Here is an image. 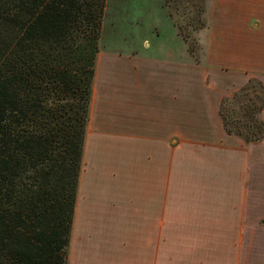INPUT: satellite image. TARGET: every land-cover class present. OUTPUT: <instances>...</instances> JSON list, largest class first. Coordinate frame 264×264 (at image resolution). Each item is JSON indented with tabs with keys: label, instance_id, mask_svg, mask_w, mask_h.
<instances>
[{
	"label": "crops",
	"instance_id": "crops-1",
	"mask_svg": "<svg viewBox=\"0 0 264 264\" xmlns=\"http://www.w3.org/2000/svg\"><path fill=\"white\" fill-rule=\"evenodd\" d=\"M157 22L149 26L154 29L152 49H140V40L143 45L147 41L142 37L132 51L108 57L99 51L96 56L67 264H213L219 263L216 256L221 257L225 247L230 264H264V184L252 182L257 180L253 170L263 166L264 140L248 144L226 134L219 116L221 101L250 77L264 88V0H208L196 62L187 51L162 45L170 38L156 33ZM113 59L122 65V77L114 86L116 117L107 122L104 97L109 90L99 80L104 63ZM258 118L264 122V109ZM107 125L117 127V142L124 136L118 149L131 146L139 160L149 156L151 173L128 181L101 175L109 172L112 157L111 147L102 146L104 137L99 135L107 132ZM174 150H212L214 179L218 173L221 182L226 175L229 180L227 167L240 166L239 185L228 195L233 199L225 224L229 242H198V233L196 242H173V230L213 231L206 225L195 229L200 220L196 209L189 216L176 210L193 204L178 200L207 195L199 192L195 197L190 196L195 190H182L185 179L172 173ZM111 182H130L133 187L129 192L99 187ZM158 231L168 232L165 242H157ZM205 253L210 254L206 261Z\"/></svg>",
	"mask_w": 264,
	"mask_h": 264
},
{
	"label": "trees",
	"instance_id": "trees-1",
	"mask_svg": "<svg viewBox=\"0 0 264 264\" xmlns=\"http://www.w3.org/2000/svg\"><path fill=\"white\" fill-rule=\"evenodd\" d=\"M105 6L0 0V264H67ZM260 87L259 105L234 103L246 87L219 107L248 144L264 140Z\"/></svg>",
	"mask_w": 264,
	"mask_h": 264
},
{
	"label": "rangeland",
	"instance_id": "rangeland-1",
	"mask_svg": "<svg viewBox=\"0 0 264 264\" xmlns=\"http://www.w3.org/2000/svg\"><path fill=\"white\" fill-rule=\"evenodd\" d=\"M207 1L208 0H106L105 13L102 21V31L99 41V51H103L104 56L108 57L109 54H117L119 51L128 52L132 51L136 46L138 40L142 37L146 38L147 41L143 45L140 40V49L150 50L153 48L155 43L151 40L153 21L157 22L156 33L159 36L165 34L169 35L170 42H167L163 46H171L174 52L177 50H185L189 55V59L193 62L198 60V54H200L201 47L197 42V35L200 29L206 23L207 18ZM157 18V19H155ZM154 30V29H153ZM125 38L126 42L122 39ZM118 40V41H116ZM125 41V40H124ZM154 50V49H153ZM179 51V52H180ZM106 61V60H105ZM117 60H107L104 63L102 75V80H99L103 88L109 90L108 95L105 94V113L104 120L109 122L115 119V108L117 106L116 94L114 86L118 84V76L120 74ZM98 74L101 73L99 66ZM262 84L258 79L251 78L247 80L244 86L236 89L235 93L240 92L243 88L248 87V89L242 93V98L235 99L234 103L241 106L255 103L259 105V99L262 98L261 87ZM260 87V88H259ZM263 87V86H262ZM113 90L114 92H110ZM234 93V94H235ZM233 94V95H234ZM232 98V96L230 97ZM241 101V102H240ZM107 132L102 135L101 138L102 146L111 147L110 155L111 163L109 172L101 173V175H110L106 178L115 177L113 179H121L125 177V180H129V177L139 174L151 173V166L149 156L143 154L141 160L139 157H134V151L132 147L124 146V149H118L117 143L121 146L122 140L117 142V127L115 125H107ZM115 139V140H114ZM124 143V142H123ZM126 143V142H125ZM127 144V143H126ZM149 153V152H147ZM82 163V162H81ZM263 166L257 168L256 175L253 178L257 180H252L253 183L261 182L264 184V156ZM228 166V162H227ZM226 166V167H227ZM82 167V164H81ZM240 166L238 165L234 168L231 166L227 167L229 173V180H227V175L225 176L226 182H221L218 173L214 179V160L212 150H199V151H175L173 156L172 173L174 176H180L184 178L185 181L182 183V190L187 191L195 190L190 196L199 197L197 194L199 192L206 193L205 199H185L178 200L181 203L192 202V206H182L181 208H176V210L182 211L184 215L189 216L194 209L199 213V218L194 227L196 230L198 226H210L213 231H194L189 228L186 231L173 230V242H229V231L226 218L230 210V205L233 206V199L229 198L230 192L234 193L236 186L239 185V175L237 171ZM81 171V169H80ZM95 175H98V171H94ZM161 173H164V168H162ZM227 173V174H228ZM236 173V175L234 174ZM118 177V178H116ZM236 179H238L236 181ZM187 180V181H186ZM101 189H108L111 191H131L133 183L130 182H111L105 183L103 186L100 184ZM178 189V188H176ZM105 191V190H104ZM263 198H260L264 202V186L262 189ZM216 198H213V197ZM258 201V199L256 200ZM213 216L216 218L214 219ZM211 217V219H207ZM207 222V223H206ZM204 227V226H203ZM225 228L227 230H225ZM168 232L158 231L157 232V242H165V237ZM199 234L198 240L195 239V235ZM181 237V238H179ZM264 242V237L262 239ZM217 245V244H216ZM229 248V246H227ZM207 248V246H206ZM216 250V249H215ZM221 257L216 256L219 260L213 264H230L229 262V250L225 247L221 249ZM210 256V254L205 253V257ZM208 256V257H209ZM212 256V255H211ZM231 254V258H232ZM208 260L207 258L205 261ZM205 264H208L206 261Z\"/></svg>",
	"mask_w": 264,
	"mask_h": 264
}]
</instances>
